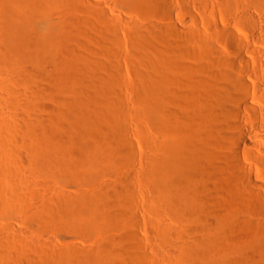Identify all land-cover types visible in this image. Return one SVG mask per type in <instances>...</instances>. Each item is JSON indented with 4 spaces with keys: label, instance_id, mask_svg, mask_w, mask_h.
I'll return each mask as SVG.
<instances>
[{
    "label": "bare ground",
    "instance_id": "1",
    "mask_svg": "<svg viewBox=\"0 0 264 264\" xmlns=\"http://www.w3.org/2000/svg\"><path fill=\"white\" fill-rule=\"evenodd\" d=\"M47 1L48 0H0V102L4 105H7L8 107L15 108V110H16L15 111L16 113L12 114L13 120L12 119L10 120V118H5L4 116L0 119V147H1L0 150L3 148V150L5 152L4 153V152L0 151V155H1V152L6 154L5 155V156H7L6 158L7 159L9 158L8 160H6V162L9 161L10 159H13V158L16 161V158L19 156V152H21V151H19L18 147L24 146L25 149L26 148H28L30 150L33 149V151L42 154L44 157V162H46V164H47L46 165L47 167L58 168V169H60L61 174H72L73 172L77 171V169L78 170L80 169V171H78L79 175H77V176L81 175L82 177L85 176V178H86L88 176L94 175L99 166H101V165L103 166L104 164L106 165L107 163L109 165V163L111 161H113V159L118 161V159H120L121 157H124V155H126V154H127L126 155L127 157H128V155H132V154H128L130 152L129 149L131 148L130 147L128 149V146H130L129 145L130 142L128 141V138H129L128 134H129L130 130L127 129L128 127H126V122H125L126 117L124 116L125 117L124 118L122 116L124 112H122V110L119 106V105H123V104L118 105V103H120L122 100L119 102L118 100H120V99L119 98H118V100L116 99V95H115L116 93L115 92H117V91H115L114 86L117 85V83H118L117 79H116L117 75H115L116 76L115 77L113 75L115 73H113V72L111 73V70H110V68H111L110 64L111 63L108 64L110 61H108V63H107L108 65L106 64L104 66V64H101V61L99 63L94 61L95 58L93 60H91L92 58L89 59L87 56L85 57L83 48L80 47L82 44L80 43L79 39H78V43H77L76 37L79 38V36H77L78 32L76 29H78V28H76L73 25L74 22L73 23L69 22L71 20L68 21V19H66L67 18L66 16H65L66 18L63 16L64 19L59 18L60 16L62 17V15H60V14L57 15L59 17H57V16L55 17V15H54V17H52L51 12L47 8L51 5L50 10L52 11V10H58L59 8H61V6H60V4H59V6L55 4L58 9H55L56 8L55 5H54L55 8L53 9L52 8L53 7L52 6L53 5L52 0H49L48 5H47ZM50 1L52 2L51 4H50ZM55 1H54V3H58L60 0L59 1L55 0ZM62 1H60V2H61V4L62 3L64 4V7H62L63 11L65 10L67 12L68 16H70L69 13L71 14V12H72V10H71L73 8L72 5H74V3L78 2V1L77 0H64L63 2ZM119 1H122V3L124 2L127 5L133 4L134 2L135 3L136 2H145L147 4L151 3L152 5L154 4L159 8L160 15H163L162 16L163 17V19H162L163 23L166 24L168 27H170L172 30H174L175 28L179 29L178 26H177L178 28L176 26H174V22L169 17L170 15L168 13V10L165 9V6L168 7V5H167V3H165L166 5L163 3L164 0H119ZM166 1H168V0H165V2ZM189 1L191 4V7L193 9H201L202 8V10H203L204 8L207 9L209 3L212 0H189ZM215 1H216V3L218 1L219 2L218 4H220L224 7L223 8L221 6L226 11V15H227L228 20H229L225 26L217 28V32L219 34H221L222 36H225V37L232 40L233 46H232V49L230 50V54L222 53L221 51H219L220 49L218 50L217 48H215L214 44H213V46L210 44L212 47L209 46L208 43L210 41L209 42L205 41L206 42V43L204 42L205 46L207 47V49L211 53L216 55L215 57H217L216 58L217 60L216 61L214 60L216 63L212 64V61L211 60L209 61V59L207 58L206 61H208V66H211V69L210 68L209 69H210V71L212 69L213 70L211 72H209L208 76L203 72L205 74V76L201 77V74H200L201 72L199 73L200 76L194 72L196 74L195 75L194 73H191L190 69L186 70L187 68L181 67V65H179L181 63H177V61L175 62L174 58L172 59L171 56L174 55V53L171 54L172 50H170V48L173 46H171V47L169 46L170 43L172 42L169 38L166 37L165 43H166L167 39H169L171 42L169 41V45H167V43H168L167 42L164 45L163 50H162V48L157 47V52H158L157 61H158V63H154L156 61L153 62L152 60H150L151 57L148 58L149 57L148 53L150 50H148L149 49L148 48L147 49L148 53H147L145 51L146 49L144 48L143 53L146 52L147 54L144 53L145 55H144V57L142 55V58H140V55H139L140 61L138 63V66L135 67V69L138 68L137 74H138V78H139L140 89L137 90V92L139 91L138 92L139 96L138 95L137 96L141 98V103H139L140 104L139 106L137 105V108L134 110V112H135L136 116L138 117V119H140V122L141 121L144 122L145 119L149 118V122L151 120L153 126H155L157 128V130L159 131V133L162 135V140L157 142L158 144H156L155 141H152L154 138H152L150 140L147 137L148 141L146 140V142H148V144H150V148L154 152H153V154H150L151 156L149 158L146 159L145 168H144V170L142 169L143 172L140 171V173L142 172L141 173L142 174L141 175L142 180L140 182L143 183L142 185H144L143 187H145V189H148V191L152 192V194L154 195V199H155L154 206H156V208H158V207L164 208V209L168 210L170 214H171V212H175L177 214H180L181 216H182V214L183 215L189 214V215H191L190 217L195 216V218L196 217L201 218V220L204 222L205 233L202 236L198 237V239H196L197 238L196 237L195 238L196 240L193 239V241L191 240V242L185 243L183 247L179 246L182 248L178 251L179 253L177 252L178 256H176L175 253H173L174 254L173 256L180 258V261H181L182 259L185 260V258L189 257V255L192 252L194 253L196 251L200 255H202L201 258H203V257L205 258V264H228L229 260H228V258H226L227 255L224 253V251H225V250H223L224 247L222 248V246H224V243L226 240V238H225L226 235L224 236L225 233H223V235L216 233L215 229H217L216 227L219 225L220 222H224V224H226V226L231 231V233L239 235L241 233V231H243L241 229L245 228L246 225L238 223V222H234L232 220H227L225 218L221 219V217H219V215H220L219 213H218L219 215L214 213V210L217 207V206H215V204H216L215 203L216 202L215 197H216V195L219 197L218 192H219V194H221L220 191H218V189H219L218 186H220V188L221 187L223 188V186L225 185L223 190L225 188L231 189L230 191L228 190L227 192H231V193L236 192L234 194H238V195H241V194L245 195L246 194V195H248V197H249V195H250V197L254 196V195H256L254 197H257L258 192L257 193L255 192L256 189H258V191L262 190L264 192V185H263V181H264V48L261 50H259V49L252 50L249 45H245L243 43V41L231 30V26H232V23L234 25H240L242 23L248 24L254 31L258 32V35H256L253 38V40L261 42V44L264 47V39H262V37H264V19L263 20L257 19V18H261V17H257L255 19L254 18L255 16L253 17L251 14V12L257 11L264 18V0H214V2ZM79 4H80V2H79ZM163 4H164V6H163ZM168 4H170V3H168ZM211 4H212V2L210 3V5ZM144 5H146V4H144ZM154 7L152 6V8H154ZM46 9L50 12V14L47 13ZM169 9H171V8H169ZM68 10L69 11L71 10V11L68 13ZM73 10H74V8H73ZM58 11H59V13H61L60 12L61 9H59ZM66 12H64V13L66 14ZM243 12H244V14H242ZM52 13L54 14L55 11L54 12L52 11ZM260 14H259V16H260ZM157 15L159 16V14H157ZM82 24H83V22H82ZM139 30L140 29H138V27L136 28L135 26L131 30L132 31L131 33H132V35H134V38L141 37L140 34L142 31L140 32ZM194 31H196V30H194ZM198 32H200V31L198 30ZM151 33L150 34L148 33L149 36H151ZM186 33H187V31H186ZM144 34H145V31H144ZM166 34H167V32H166ZM193 34L191 33V35H193ZM196 34H198V33H196ZM161 35H159V36L162 37ZM191 35H190L189 39H191ZM165 36H167V35H165ZM143 37H145V36L143 35ZM156 37L158 38V36H156ZM196 37H197V35H196ZM109 38H110V36H109ZM150 38L151 37H149V39ZM152 39H153V37H152ZM163 39H164V34H163ZM198 39H200V38H198ZM207 39L208 38H206V40ZM107 40L109 41V39H107ZM137 40H135V41L137 42ZM108 41H106V42H108ZM147 41H148V38H147ZM79 43L81 45H79ZM211 43H212V40H211ZM107 44H109V43H107ZM137 45H139V44H137ZM155 45H156V43H155ZM174 47L176 48V46H174ZM173 48H171V49H173ZM178 48L180 49L179 46H178ZM150 49L154 50L155 48H150ZM160 49L162 51H160ZM185 49H187V48H185ZM197 49H199V47H197ZM190 51H192V50H190ZM248 52H250V57L253 60L251 62H249V60L246 59L245 56H243V54H246ZM175 53H178V52H175ZM154 54H155V52H154ZM204 54H205V52H204ZM204 54H203V56H204ZM183 55H184V53H183ZM203 56H202V58H203ZM97 57H98V55H97ZM179 57L182 58L181 54ZM199 58H201V56ZM133 59H135V58H133ZM151 59H153V57ZM204 59H206L205 56H204ZM204 59H202V60H204ZM109 60H110V57H109ZM206 61H202V63L204 62L205 64H207ZM186 62H189V61H186ZM210 62L212 65L209 64ZM195 63L197 64V62H195ZM195 63H192V64L195 65ZM132 64H134V63H132ZM136 64H137V62H136ZM190 64H191V62H190ZM201 64H200V66H201ZM205 64H203V65L206 66ZM185 66H187V65H185ZM188 66H189V64H188ZM132 67H133V65H132ZM190 67H188V68H190ZM195 68H197V67H195ZM198 69H200V68H198ZM209 69H208V71H209ZM203 70H205V69H203ZM112 71H115V70H112ZM170 74H172L174 77L173 78L169 77ZM170 78H172V79H170ZM174 78H176V79H174ZM177 80H183L184 82H188L189 86L192 84V86H190L191 90L190 91L187 90V92L189 91V93L186 94V92H185L184 95L183 94L181 95L182 92L180 93V95L175 94L178 92V90H176L177 92L174 93L173 90L175 89L174 87L176 86L175 85L176 82L178 83ZM179 82H182V81H179ZM119 83L121 84V82H119ZM18 86H20V88L23 87L22 88L23 91H24V88H26L25 90H27V91H25L23 93V91L20 90V88ZM132 88H134V87H132ZM176 88H177V86H176ZM182 88L183 87H181L180 89H182ZM20 91L22 94L20 93ZM59 91H60V93H59ZM63 91L65 92V95H63V97L61 95L60 98H63V99H59L58 98L59 96H57L58 94H56V93H59V95H60V94H62ZM20 94H21V96L23 94H25V97H24V95H23L24 98L20 97ZM2 95H6V96H2ZM47 96H51V97L49 98ZM54 96L57 97L56 100L59 99L61 101L59 102V100H58L59 103H57V105H54V109L52 106V110L50 109V115L48 117H46V116H45L46 118L42 117L41 113H39L40 106H45V105L47 106L48 103L46 104L45 102H43V98H41V97H44V99H47V100H48V98L49 99L52 98V101H53ZM39 98L42 99V100L41 99L39 100V101H41L42 105L40 103H39L40 105L37 103L39 105V107H36V105H37L36 102H39L38 101ZM56 102L57 101H55V103ZM138 102H140V101H138ZM22 106H27L32 111V113H30L31 111L27 108L30 111V112H27L28 114L30 113V118L28 117V114L26 117V116H23L24 114L22 115L20 113L21 111H19V108L20 109L24 108ZM46 106H45V108H46ZM24 109H26V108H24ZM37 109H38V111H37ZM133 109H134V106H133ZM1 110H4V109L2 108ZM6 110H8V108H6ZM11 110H14V109H11ZM42 110L43 109H41L40 112H42ZM45 110L46 111H44V110L43 111L46 113L47 108ZM9 112H11V111H9ZM45 113H44V115H46ZM48 113H49V108H48ZM125 113H126V111H125ZM1 114H2V112H1ZM1 114H0V116H1ZM5 114H3V115H5ZM31 114H32V116H31ZM7 117H9V116H7ZM127 119H129V117ZM129 121H130V119H129ZM128 125H130V124H128ZM49 132L52 133L51 137L48 136ZM51 133H49V135H51ZM142 133L140 136H142ZM145 135H147V133ZM149 135H150V132H149ZM159 137H160V135H159ZM156 138H158V137H156ZM85 139H87V142L89 139V141H91L93 144L91 142L90 143L92 145L90 143L88 144L87 142L84 144ZM145 139H146V137L144 138V140ZM18 142H20V143H18ZM52 146L55 147L57 150L52 151L51 150ZM145 146H147V148H148L147 144ZM30 150H29V152H30ZM128 150H129V152H128ZM148 150L150 151V149H148ZM21 153H20V156L22 155ZM25 154L27 155V153H25ZM35 155L39 156L36 153H35ZM24 157H26V156H24ZM33 157H34V153H33L32 158ZM244 157H246L250 162H252L254 166H255V164H259L262 167V171L260 172V175H261L260 180H255V178H254L255 172H256V171H254V167L248 166V165L242 163V158H244ZM33 159H35V157ZM20 160H22V159H20ZM120 160L122 161L123 159H120ZM24 161H26V160H24ZM32 161H34V160H32ZM1 162L2 161L0 160V163ZM17 163H19V159L17 160ZM20 163H23V162L20 161ZM28 163H29V160H28ZM230 163L232 165H234V167L236 169L230 168L228 166ZM8 164L4 163V164H2V167H0V175H2L3 178H8L10 175L13 177L12 173H14V178H15V174L18 175L19 173H22L18 170V168L20 169V167H21L20 164H19L20 167L17 164L18 166H16V167H18V168L17 169L15 168V170L17 172L15 170H12V168H11V171H13V172H9L10 169H8V167L10 168L11 164L10 165H8ZM6 165H8V166H6ZM27 165L28 164H26V167H27ZM112 165H113V163H112ZM124 165H126V164L124 163ZM143 165H141V166L143 167ZM4 166H6L7 168H4ZM22 166H24V165H22ZM110 166H111V164L109 165V167ZM31 167H33V165H31ZM105 167H108V166L106 165ZM100 168H99V170L101 171V169L103 167L101 169ZM28 169H30V166L28 167ZM58 172H59V170H58ZM97 172H99V171H97ZM29 173H27V174H29ZM124 174L125 173H123V177H125ZM138 175H139V173H138ZM219 175H221V177H223L222 179H224L226 182L223 180L225 182L223 185L218 183V186H217V182H216V184L213 183V185H212V182H215L217 180L218 181L221 180L219 178L220 177ZM19 176L21 177L20 174H19ZM131 176H132V173H131V175H129V177H131ZM133 176H134V174H133ZM23 177H25V175H23ZM217 177H218V179H217ZM138 178H139L138 180H140V177H138ZM215 178L217 180H215ZM16 179H15V181H16ZM23 179H26V178H23ZM82 179H84V178H82ZM88 179H90V178H88ZM127 179H128V177H127ZM129 179L131 180L132 178H129ZM125 180H126V178H125ZM17 181H18V183L20 182L18 179H17ZM1 182H0V184H1ZM119 182H121V180ZM119 182H118V184H119L118 187H116L117 185L115 186L116 188L111 187L110 188L111 190L107 189L105 192L103 191L104 193L103 192L102 193H95V190L93 189L94 193L91 195H89L90 194L89 193L88 195L85 194V195L81 196L80 194H83V193H80L79 196L76 195L73 197H66L65 195L59 196V197L57 196V198H56L57 203L55 202L56 205L54 204V206H56L55 210H49V206L51 204L49 206H46V203H43L45 205L42 204V206L38 207V208H41L40 209L41 212L40 211H38V212H40V214L45 213V212L46 213L51 212V215H52V211H55V213H58V214H59V212H61V213L63 212V214H64V213H67L70 211L73 212V210H76L75 212H77L78 210L79 211L80 210L86 211L87 209H89L95 215H98V211H100L99 208H101L102 211L108 212L110 215L111 214L115 215L119 209L120 203L118 201H120V198H122V196L124 197V195L127 194V189H126L127 187L124 186V184H123L124 180H122V183H119ZM127 182H128V180H127ZM5 183H4V185H5ZM21 183L18 185L14 184L16 186V187L14 186V188H16V190H17V188H19V186H21ZM133 183H135V182H133ZM133 183H132V186H133ZM221 183H223L222 180H221ZM2 184H3V182H2ZM214 185H216V186H214ZM10 186L11 185H9V187ZM2 189L3 188H1L0 190H2ZM112 189H114V190H112ZM11 190L12 189H10L9 191H11ZM12 191H14V190H12ZM20 191H21V189H20ZM89 191L90 190H88V192ZM144 191H146V190H144ZM224 191H222V192L224 193ZM4 193H5V191H4ZM223 193H222V195L225 196L226 193L225 194H223ZM10 194H12V193H10ZM67 195H69V194H67ZM238 195L236 197H238ZM6 196H4V197L6 198ZM259 196H260V194H259ZM14 197H11V198H14ZM230 197H231V195H230ZM240 197H242V196H240ZM258 198L261 199L262 197L260 196ZM19 199H17V200H19ZM127 199H126V201H127ZM219 199H221V197H219ZM223 199H224V197H223ZM226 199H228V197H226ZM233 200H234V198H233ZM263 200H262V202L264 204ZM252 201H254V200H252ZM225 202H228V201H225ZM239 203H241V202H239ZM20 204H22V203H20ZM14 205H15L14 203L12 205L11 201H9V202L8 201H3V202L0 201V206L2 208V211L5 212L3 210V209H5L7 213L10 212L9 215L11 214V216H13L12 214L14 213L13 212L14 209L17 208ZM123 205H125V202ZM226 205H227V203H226ZM17 206H18V209H17V211H18V210H20L19 209L20 205L17 204ZM149 206H151V204ZM229 206H230V204H229ZM233 206L235 207V205H233ZM26 207H27V205H26ZM24 208L25 207H23V209ZM124 208H123V210H124ZM226 208H227V206H226ZM223 209H225V208H223ZM31 210H32V208H31ZM221 210L222 209H220V211ZM236 210H238V209L236 208ZM220 211H218V212H220ZM18 212H20V211H18ZM78 212H77V214H78ZM151 212H152V210H151ZM161 212H162V209H161ZM241 212H243V211H241ZM100 213H102V212H100ZM120 214H123V213L120 212L119 215ZM0 215L2 216V214H0ZM9 215H7V216H9ZM16 215L18 216V213ZM16 215L14 213V216H16ZM46 215L48 216V214H46ZM72 215L73 214H71V216ZM74 215H75V213H74ZM159 215H160V212H159ZM173 215H175V214H173ZM4 216L7 217L6 215H4ZM11 216H9V218ZM33 216L35 217V215H33ZM58 217H60V216H58ZM160 217H162V216H160ZM50 218H52V217H50ZM65 218H64V220H66ZM74 218H76V215ZM77 218L81 219V217H77ZM122 218H124V217H122ZM176 218H177V216H176ZM38 219H40V218H38ZM90 219H91V217H90ZM165 219H167V218H165ZM165 219H164V221L163 220H159V221L165 222ZM170 219H172V218H170ZM255 219L257 220V218H255ZM260 219L261 218L259 217V221H260ZM50 220H52V219H50ZM60 220L62 221L61 218L59 219V221ZM83 220H82V222H83ZM116 220H117V218H116ZM240 220H241V218H240ZM67 221H68V219H67ZM85 221H86V219H85ZM157 221H158V219H157ZM159 221H158V224H160ZM173 221H171V222H173ZM175 221L177 222L176 219H175ZM189 221H191V220H189ZM250 221H252V220L250 219ZM31 222H32V220H31ZM43 222H45V221H43ZM93 222L91 224L89 222L88 224H90V225H88V227L86 225L87 223L85 225H83V224H81V225L85 226V228L87 227L89 229V230L88 229L87 230L89 232H91L92 230L90 231V228L94 229ZM163 222H161V223H163ZM239 222H241V221H239ZM79 223H81V221ZM95 223H96V221H95ZM97 223H99V222H97ZM102 223H103V221H102ZM242 223H244V222H242ZM246 223L248 224L247 220H246ZM163 224L165 225L166 222ZM177 224H180V222ZM197 224H199V223H197ZM254 224L255 223H253V225ZM256 224H255V226H256ZM77 225L81 226L80 224H77ZM92 225H93V227H92ZM115 225L116 224H114V226ZM174 225H175V223H174ZM170 226H172V224H170ZM159 227L161 228V226H159ZM222 227L224 229V226H222ZM172 228H174V230H175L174 226ZM80 229H81V227H80ZM82 229L84 231V227ZM154 229H156V228H154ZM169 230H170V228H169ZM219 230H222V229L219 228ZM163 231H165V230H163ZM226 231L228 233L227 229H226ZM170 233L174 234L173 231H170ZM231 233H228V234H231ZM262 233H264V232H262ZM162 234L164 235V237L162 235L164 242L168 243V245L170 244V249H171V246L173 245L170 241L171 236H169L171 234L166 233V232H164ZM18 235L20 237V234H18ZM186 235H187V233H186ZM5 237H6V235H5ZM172 238H171V240H172ZM174 238H176V237H174ZM15 239H16V237H15ZM18 239H20V238H18ZM23 239L26 240V237H23ZM187 239H188V237H187ZM240 240H242V239H240ZM17 241L18 240H16V242ZM8 242H6V244L11 243L12 245H14V243L12 241H10L9 243ZM26 242H28V241H26ZM174 242L178 243L181 241L177 240ZM183 242H184V240H183ZM177 243L175 246H177ZM3 244H5V243H3ZM12 245H10V244L7 246L5 245L6 247L1 245L5 249V250L3 249L4 251L2 250L4 252L3 254L0 251L1 252L0 254H2V256L0 255V257H1L0 260L2 259L1 261L3 262V264L6 262V260L11 255L13 257L12 253H14L15 251H14ZM261 245L263 247L257 246L254 250H255V253H257L258 252L257 250H259V252H261L260 254L264 255V244H261ZM14 247H15V245H14ZM35 247H37V246H35ZM104 247H105V245H104ZM106 247H108V246H106ZM179 247H177L176 249L178 250ZM85 248H87V247H85ZM166 248H167V246H166ZM172 248H174V247L172 246ZM93 249H95V248H93ZM114 251H115V249H114ZM16 252H17V250H16ZM63 252H64L63 255L60 257L61 258L60 260H62V264H69V262L70 261L72 262V260H73L72 264L74 262L76 264L77 261H78L77 262L78 264H81L79 261L83 260V259H93L92 261L94 262L97 260H103L102 258H104L105 256L108 255L107 254L108 251L103 250V248H100L98 250L95 249V250H89V251L86 250L84 252H79V250L76 247L71 246V247L63 250ZM163 252H165V251H163ZM252 252H253V250H252ZM18 253L21 254V251L19 250ZM61 253H62V251H61ZM167 254H168V252H167ZM246 254H247V252H246ZM246 254H244L245 257H246ZM16 255L17 254H15L14 257H17L18 260H17V258H16V260L19 261V259H20L19 257H21V256L18 257ZM135 255L136 254L130 255V256L135 257ZM138 255H140V253L137 254V256ZM171 255H172V253L167 257H172ZM194 255L196 256L198 254H194ZM244 255H243V257H244ZM48 256L49 255L45 256V260H46V257H48ZM134 257H133V260H136V259H134ZM247 257L251 258L252 256H250V257L247 256ZM41 259H43V258H41ZM130 259H131V257H130ZM176 259L173 258V260H176ZM138 260H140V259H137V261ZM7 261L10 262V263L8 262L9 264H11V261H12V264L14 263L12 258H11V261L10 260H7ZM21 261H22V259H21ZM21 261H20L21 264L24 263L23 261L22 262ZM51 261H52V259H51ZM177 261L179 262V259H177ZM240 261H242V260H239L238 258H236V259L231 260L230 262H232L233 264H241L242 262L240 263ZM2 262L0 264H2ZM60 262H59V264H60ZM25 263H26V260H25ZM30 264H33V261H32V263L30 262ZM43 264H45V262ZM249 264H252V263L250 262Z\"/></svg>",
    "mask_w": 264,
    "mask_h": 264
},
{
    "label": "rangeland",
    "instance_id": "2",
    "mask_svg": "<svg viewBox=\"0 0 264 264\" xmlns=\"http://www.w3.org/2000/svg\"><path fill=\"white\" fill-rule=\"evenodd\" d=\"M54 1L55 0H52V2H53L52 8L54 9L56 7L55 9H58L56 5L59 6V4H60L61 8H59V9H61V11H60L61 13H59V11H58L59 9H58V10H52L53 12L55 11V13L53 14L52 11L50 10L51 5L47 9H49V11L51 12L52 17H54V15L56 17L57 15L60 14V15H62V17L66 16L67 18L66 17L65 18L68 19V21L71 20L69 22H71V23L74 22L73 25L76 28H78V29H76L78 32L77 36H79V38L76 37L77 43H78V39H79L80 43L82 44L81 45L79 43V45H81L80 47L83 48L85 57L87 56L89 59L92 58L91 60H93L95 58L94 61H96L98 63L101 61V64H104V66L108 63V61H110L108 64L111 63L110 64L111 73L112 72L115 73V74H113L114 76L117 75L116 79H117L118 83H117V85L114 86L115 91H117V92H115L116 93L115 94L116 99L118 100V98H119L120 99V100H118L119 102L122 100L120 103H118V105L123 104V105H119V106H120L122 112H124L122 116L126 117V118L124 117L125 122H126V127H128L127 129H129L131 131V132L129 131V134H128V136H129L128 141L130 143L128 141L127 142L130 145V146H128V149L130 147L132 148V149L131 148L129 149L130 152L128 150V152H129L128 154H132V155H128V157L126 156L127 154L124 155V157L120 158V159H123L122 161L120 159H118V161L113 159V161H111L109 163V165L111 164V166H110L111 168L109 167L108 163L106 164L108 167H105L106 166L105 164L103 166L102 165L99 166L97 169V171H99V172L96 171L97 174L95 173L92 176H88V177H86L87 178L86 179L85 176H83V177L81 175L77 176V175H79L78 171H80V169L79 170L77 169V171L73 172L72 174H61L60 169L47 167L46 166L47 164H46V162H44V157L42 154L33 151V149L30 150V149L26 148L27 149L26 150L24 148V146L18 147L19 151L22 152V153L19 152V156H18L19 158L17 157L19 159V163H17V160H18L17 158H16V161L13 158L14 160L10 159L9 161L6 162V160H8L9 158L8 159L6 158L7 156H5L6 154H4L5 152L2 148L0 151H2L4 153L1 152V155H0V160L2 161L0 163V167H2V164H4V163H6V164L9 163L8 165L11 164L10 168L8 167V169H10L9 172H13V171H11V168H12V170H15V168L16 169L18 168L16 166H18L20 164L22 168L19 165L20 169L18 168V170L22 173H19L21 175V177L19 176V174L18 175L15 174V178H14V173H12L13 177L10 175L8 178H3L2 175H0V182L1 181L3 182V184H2V182L0 184V189L3 188L2 190H0V193H1L0 194V201L1 202L11 201L12 205L14 203L15 204L14 206L17 207L16 209H14L13 212L15 213V215L18 213V216L16 215L18 218L16 216H14V213L12 211L11 212L13 213L12 214L13 216H11V214L9 215L10 212L7 213L5 209H3L5 211V212H3L2 208L0 206V208H1L0 214H2V216L0 215V251L3 254L4 253L3 251L5 250L4 247H6L9 244L12 245L11 243H9L10 241H12L15 245V247H14V245H12L15 252L13 251L14 252V253H12L13 257L11 255L7 260L11 261V258H12V260L15 264H17V263L19 264L21 259L24 262L22 264H30V262L32 263V261H33V264H43L44 262H45V264H50V263L51 264L52 263L53 264H56V263L59 264L60 261H61L60 264H62V260H60L61 259L60 257L64 253L63 250H65L66 248H69L71 246L76 247L79 250V252H84L86 250L87 251L95 250V249L98 250L100 248H103V250L108 251V253H107L108 257L105 256L104 258H102L103 260H97V261L93 262L92 261L93 259H83L84 261L83 260L79 261L81 264H139V263L140 264H176L178 262L177 259H179V262L177 264H183V263L184 264H191V263L192 264H205V258L204 257L201 258L202 255H200L196 251L194 253L192 252L193 254L191 253L189 255V257L185 258V260L182 259L181 261H180V258L173 256L174 255L173 253H175V255L178 256L177 255L179 253L178 251L184 246L185 243H187V242L189 243V242H191V240L193 241V239L196 240V239H198V237L202 236L205 233L204 222L201 220V218H198V217L195 218V216L190 217L191 215H189V214H187V215L182 214V216H181L180 214H177L175 212H171V214H170L169 211L164 209V208H159V207L156 208V206H154V201H155L154 195L152 194V192L148 191V189H145V187H143L144 185H142L143 183L140 182L142 180L141 179V175H142L141 173L143 172L142 169L144 170V168H145V161L147 158H149L151 156L150 154H153V152H154L150 148V144H148V142H146V140L148 141V138L150 140L152 138H154L152 141H155L156 144H158L157 142L162 140V135L159 133L157 128L155 126H153L151 120L149 122V118L145 119L144 122H142V121L140 122V119H138V117L136 116V114L134 112V110L137 108V105L139 106L140 105L139 103H141V98L138 97L139 91L137 92V90L140 89L139 78H138V74H137L138 68L135 69V67L138 66V63L140 61V58H142V55L144 57V55L148 53V50H150L149 53L151 52L152 54L148 53L149 57L147 55L146 56L148 58L153 57V59L150 58V60H152L153 62L156 61L154 63H158V61H157V58H158L157 57V54H158L157 47L158 48L160 47L163 50L164 45L167 42H168L167 45H169V41L171 40L172 42L170 41L171 43L169 46L170 47L176 46V48L171 47L173 49H171L169 47L170 50H172L171 54L174 53V55H172L171 57H172V59L174 58L175 62L177 61V63H181L179 65H181V67L187 68L186 70L190 69L191 73L195 72L199 76L201 74V77L202 76L204 77L205 74L208 76L209 72H211L213 69L210 71L211 66H208V61H206V60L208 58L209 61L210 60L212 61V64H215L217 57H215L216 55H214L213 53H211L207 49V47L205 46V43L210 41L208 43L209 46H211V45L213 46V44H214L215 48H217L218 50L220 49L219 51H221L222 53H225V54H230V50L232 49V46H233V42L231 39H229L225 36H222L221 34H219L217 32V28L225 26L227 24V22L229 21L227 15H226V11L223 9L224 7L220 4H218L219 3L218 1H217V3H216V1L214 2V0L211 1L212 2L211 5H210L211 2L209 3L207 9L204 8L205 10L204 9L202 10V8L201 9H193L191 7L189 0H168L166 2L164 0L163 3L164 4L167 3V5H168V7L165 6V9L168 10V13L170 15V16L169 15L168 16L174 22V26L179 27V29L175 28L174 30H172L170 27H168L166 24L163 23V20H162L163 15H160L159 8L154 4L152 5L151 3L147 4L145 2H136V3L134 2L133 4L127 5L124 2H123L124 3L123 4L122 1H119V0H80V1L77 0L78 2H75L74 5H72L74 10H73V8L71 9L72 10L71 14L69 13L71 10L70 11L68 10V13L70 15V16H68L67 12L65 10L63 11L62 7H64V4L63 3L61 4V2H60L62 0H60V1L58 0L60 3L59 2L54 3ZM52 2L50 1V4ZM79 2H80V4H79ZM168 3H170V4H168ZM48 4H49V0L47 1V5ZM144 4H146V5H144ZM164 4H163V6H164ZM54 5H55V7H54ZM152 6L153 7L155 6V7L152 8ZM169 8H171V9H169ZM47 9H46L47 13L50 14V12ZM64 12H66V14ZM157 14H159V16ZM242 14H244V12ZM251 14L253 17L255 16L254 17L255 19L257 17H261V18H257L258 20L264 19L262 17V15L257 11L251 12ZM259 14H260V16H259ZM57 17H59V16H57ZM62 17L60 16L59 18L64 19V17L63 18ZM82 22L84 25L82 24ZM134 26L136 28L138 27V29H140L139 30L140 32L142 31L140 34V36L142 38L141 37L134 38V35H132V33H131L132 32L131 30L134 28ZM143 30L145 31V34H144ZM194 30H196V31H194ZM198 30L200 32H198ZM231 30L243 41V43L245 45H249L252 50H254V49L261 50L264 48L263 45L261 44V42L253 40V38L256 35H258V32L254 31L248 24L242 23L240 25H234L232 23ZM186 31H187V33L188 32L189 33L187 34ZM166 32H167V34H166ZM148 33L149 34L151 33V36H149ZM157 33L159 35L162 34L161 35L162 37H160ZM191 33L192 34L194 33V34L191 35ZM196 33H198V34H196ZM142 34L145 37H143ZM163 34H164V39H163ZM195 34L197 35V37ZM147 35L151 38L149 39V37ZM165 35H167V36H165ZM190 35H191V39H189ZM109 36H110V38H109ZM156 36H158V38ZM204 36L208 39L206 40V38ZM152 37H153V39H152ZM166 37L169 38L170 40L167 39V41L165 43ZM106 38L109 39V41ZM147 38H148V41H147ZM198 38H200V39H198ZM262 39H264V37H262ZM135 40H137V42ZM211 40H212V43H211ZM106 41H108V42H106ZM154 42L156 43V45ZM107 43H109L110 45ZM137 44H139V45H137ZM178 46L180 47V49L178 48ZM196 46L199 47V49H197ZM144 48L146 49L145 51L147 52V53L144 52L145 54L143 53ZM150 48H155V49L153 50ZM185 48H187V49H185ZM162 50L160 49V51H162ZM190 50H192V51H190ZM153 51L155 52V54ZM175 52H178V53H175ZM204 52H205V54H204ZM183 53H184V55H183ZM202 53L204 54L206 59H204V56ZM180 54H181L182 58L179 57ZM97 55H98V57H97ZM139 55H140V58H139ZM198 56L199 57L201 56V58H199ZM202 56H203V58H202ZM243 56H245V58L248 59L249 62L253 61L250 57V52L243 54ZM109 57H110V60H109ZM133 58H135V59H133ZM202 59H204V60H202ZM186 61H189V62H186ZM202 61H206L207 64H205L204 62L202 63ZM136 62H137V64H136ZM190 62H191V64H190ZM195 62H197V64ZM132 63H134L135 65ZM192 63H195V65H193ZM199 63L200 64L202 63L201 66ZM188 64H189V66H188ZM203 64H205L206 66H204ZM209 64H211V62ZM132 65L134 68L132 67ZM185 65H187L188 67H190V66L191 67L188 68ZM195 67H197V68H195ZM198 68H200V69H198ZM203 69H205V70H203ZM208 69H209V71H208ZM112 70H115V71H112ZM169 77L173 78L174 76L172 74H170ZM172 78H170V79H172ZM174 79H176V78H174ZM177 81H178V83L176 82V84H175L177 86V88H176V86L174 87L175 88L173 90L174 93L177 92L176 90H178V92L175 94H178V95H180L181 92H182L181 95L182 94L184 95L185 92H186V94L189 93V91L191 90L190 86H192V84L190 83L191 85L189 86L188 82H184L183 80H177ZM179 81H182V82H179ZM119 82H121V84ZM18 87L20 88V86H18ZM132 87H134V88H132ZM181 87H183V88L180 89ZM22 88H20V90L23 91ZM25 89L26 88H24L23 93L25 91H27ZM187 90H189V91L187 92ZM20 93H21V91H20ZM59 93H60V91H59ZM59 93H56V94H58L57 96H59L58 98L63 99V98H60V96L62 95V97H63V95H65V92L63 91L62 94H60V95H59ZM21 94H20V97H23V95L25 97L26 93L23 94L22 96H21ZM2 96H6V95H2ZM47 97L50 98L51 96H47ZM41 98H43V102H45L46 104L48 103L47 106L45 105L47 108V112L46 113L44 112V111H46L45 106H40L39 113H41L42 117H45V116L48 117L50 115V109L52 110V106L54 109V105H57V103H59L61 100H59V99L56 100L57 97H55V96L53 97V101H52V98L51 99L48 98V100L44 99V97H41ZM41 98H39L38 101ZM58 100H59V102H58ZM55 101H57V102L55 103ZM138 101H140V102H138ZM37 103L41 104V101L36 102V104ZM1 104H0V114H1V112H2V114L0 116V119L4 116L5 118H10V120H11L13 118L12 114L16 113L15 108L8 107L7 105H4V104L1 105ZM37 105H36V107H39V105L38 106ZM133 106H134V109H133ZM22 107H24L26 109L23 108L24 109L23 110L21 108L22 109L21 110L19 108V111H21L20 113L22 115L24 114L23 116L27 117V114H28L27 112H30L31 110L27 106H22ZM2 108L4 110H1ZM6 108H8V110L11 112L6 110ZM48 108H49V113H48ZM11 109H14V110H11ZM41 109H43L44 111L42 110V112H40ZM37 111H38V109H37ZM125 111H126V113H125ZM30 113H32V111ZM30 113L28 114L29 118H30ZM44 113L46 115H44ZM3 114H5V115H3ZM7 116H9V117H7ZM31 116H32V114H31ZM128 117H129L130 121H129V119H127ZM128 124H130V125H128ZM148 131L150 132V135H149ZM49 133H51V132H49ZM49 133H48V136L51 137L52 133H51V135H49ZM141 133H142V136H140ZM146 133H147V135H145ZM159 135H160V137H159ZM145 137H146V139L144 140ZM156 137H158V138H156ZM86 142H87V139H85L84 144ZM90 142L91 141H89V139H88L87 143L89 144ZM18 143H20V142H18ZM146 144L148 145V148H147V146H145ZM148 149H150V151ZM29 150H30V152L32 151L31 152L32 154L29 152ZM51 150L55 151L57 149L52 146ZM20 153L23 155V156L21 155L23 158L20 156ZM25 153H27L28 156ZM33 153H34L35 159H33L34 157L32 158ZM35 153L39 156H36ZM24 156H26V157H24ZM20 159H22V160H20ZM24 160H26V161H24ZM28 160H29V163H28ZM32 160H34V161H32ZM20 161H22L23 163L25 162V163L24 164L20 163ZM112 163H113V165H112ZM124 163L126 165H124ZM242 163H244L248 166L254 167V171H256L254 178H255V180H260V176H261L260 172L262 171V167L259 164H255V166H254L253 163L250 162L246 157L242 158ZM26 164H28L30 166V169H28V167H29L28 165L26 167ZM8 165H6V166H8ZM22 165H24V166H22ZM31 165H33V167H31ZM141 165H143V167ZM6 166H4V168H7ZM228 166L230 168L236 169L234 167V165H232L231 163ZM100 167L101 168L103 167V168L101 169ZM99 168L101 169V171L99 170ZM58 170H59V172H58ZM140 171H142V172L140 173ZM27 173H29V174H27ZM123 173H125L124 174L125 177H123ZM131 173H132V176L129 177V175H131ZM138 173H139V175H138ZM133 174H134V176H133ZM23 175H25V177H23ZM126 176L128 177V179ZM219 176L218 177L222 180L223 183H221V180L218 181L217 180L218 177H217V179L215 178V180H217V181L212 182V185H213V183L216 184V182H217V186H218V183L223 185L226 182L224 179H222L223 177H221V175H219ZM138 177H140V180H138L139 179ZM16 178L20 181L19 183H18ZM23 178H26L27 180L23 179ZM82 178H84V179H82ZM88 178H90V179H88ZM125 178H126V180H125ZM129 178H132L133 180L132 179L130 180ZM15 179H16V181H15ZM120 180H121V182H119ZM122 180H124V182H123L124 186L127 187L126 188L127 194L124 195V197L122 196V198L119 197L120 198V201H118L120 203L119 209H118L117 213L115 212L116 213L115 215L113 214L114 216L112 214L110 215L108 212L102 211L101 208H99L100 211H98V215H95L89 209H87L86 211L85 210L84 211L78 210L80 212L79 213L77 211L78 214H77V212H75L76 210H73V212L70 211V212H67L64 214H63V212L62 213L59 212V214H58V213H55V211H52V215H51V212H47V213L45 212V213L40 214L41 208H38V207L42 206L43 203H46V206H49L51 204L49 206V210H55L56 209V206H54V204L56 205V203H57L56 202L57 196L59 197V196L65 195L66 197H73L76 195L79 196L80 193H83V194H80L81 196L85 195V194L88 195L89 193H90L89 195H91L94 193V190H95V193H102L103 191L105 192L107 189H110L111 187L112 188L118 187V185H119L118 182L122 183ZM127 180H128V182H127ZM132 181L135 183H133ZM16 182L18 184H20L22 182L25 186L21 183V186H19V188H17V190H16V188H14V186H15L14 184H17ZM4 183L7 187L4 185ZM132 183H133V186H132ZM9 185H11V186L9 187ZM263 185H264V181H263ZM214 186H216V185H214ZM218 187L220 189V190L218 189V191H220V193H221V194H219V192H218V195H219V197H221V199H219V197L216 195V197H215L216 198L215 199L216 204L215 203L214 204L217 207L215 208L214 213L217 215L220 214L219 217H221V219L225 218L227 220H232L234 222H238V223L246 225L245 228L241 229L243 231H241V233L239 235L231 233V231L228 229L226 224H224V222H220L219 225L216 227L217 229H215L216 233L222 234V235H223V233H225L224 236L226 235L225 236V238H226L225 243L226 244L224 243V246H222V248L224 247L223 248V250H225L224 253L227 255L226 258H228V260H229V261L227 260L228 264H233L232 263L233 261L232 262H230V261L233 259H236V258H238L239 260H242V261H240V263L242 262L243 264H245V263L249 264L250 262L252 264H254V263L255 264H260V263L263 264L264 263V255L260 254L261 252H259V250H257L259 253L258 252L255 253L254 249L257 246L263 247L261 244H264V238H263L264 233H262V232H264V204L262 202V200L264 199V192L262 190L261 191L259 190L260 191L259 192L258 189H256L257 191L255 190V192L256 193L258 192L257 193L258 196L254 197V196H256V195H254V196L250 197V195H249V197H248V195H246V194L245 195H242V194L238 195V194H234L236 192H232V193L227 192L228 190L230 191L231 189L225 188L224 189L225 191H224L223 188L225 187V185L223 186V188L221 187L222 189L220 188V186H218ZM10 189H12L14 191H12V190L9 191ZM20 189H21V191H20ZM88 190H90L91 192L90 191L88 192ZM112 190H114V189H112ZM144 190H146V191H144ZM4 191H5V193H4ZM222 191H224V193ZM10 193H12V194H10ZM222 193L223 194L226 193L227 195L225 194V196H224V195H222ZM67 194H69V195H67ZM259 194L263 198V199L261 198L262 200L258 198V197H260ZM230 195H231V197H230ZM237 195H238V197H236ZM4 196H6V198ZM240 196H242V197H240ZM11 197H14V198H11ZM223 197H224V199H223ZM226 197H228V199H226ZM233 198H234V200H233ZM17 199H19V200H17ZM126 199H127V201H126ZM252 200H254V201H252ZM225 201H228V202H225ZM124 202H125V205H123ZM239 202H241V203H239ZM16 203L18 205H20V207H21V208L19 207L20 210H18L20 212L17 211L18 206ZM20 203H22L23 205ZM226 203H227V205H226ZM228 203L230 204V206ZM150 204H151V206H149ZM26 205L28 208L26 207ZM43 205H45V204H43ZM233 205H235V207ZM226 206H227V208H226ZM23 207H25L26 209L25 208L23 209ZM149 207L150 208L152 207V208L150 209ZM31 208H32V210H31ZM123 208L125 211L123 210ZM223 208H225V209H223ZM236 208L238 210H236ZM161 209H162V212H161ZM220 209H222V210L220 211ZM25 210L26 211L28 210V211L26 212ZM151 210H152V212H151ZM38 211H40V212H38ZM218 211H220V212H218ZM241 211H243V212H241ZM100 212H102V213H100ZM120 212H122L123 214L119 215ZM159 212H160V215H159ZM74 213L76 215V218H74L75 217ZM46 214H48L49 217ZM71 214H73L72 215L73 217L71 216ZM173 214H175V215H173ZM4 215H6V216L9 215L11 217L10 218H9V216L5 217ZM33 215H35V217ZM58 216H60V217H58ZM160 216H162V217H160ZM176 216L178 219L176 218ZM37 217L40 219H38ZM50 217H52V218H50ZM63 217L66 220H64ZM77 217H81V219H79ZM90 217H91V219H90ZM122 217H124V218H122ZM259 217L261 218L260 221H259ZM49 218L52 220H50ZM60 218L62 219V221L61 220L59 221ZM116 218H117V220H116ZM165 218H167V219H165ZM170 218H172V219H170ZM240 218H241V220H240ZM255 218H257V220ZM67 219H68V221H67ZM85 219H86V221H85ZM157 219H158V221L159 220L164 221V219H165L166 224L164 225L163 223H165V222H163V221H161L163 223H161L159 221L160 224H158ZM175 219L177 220V222L175 221ZM250 219L252 221H250ZM31 220H32V222H31ZM82 220H83V222H82ZM170 220L171 221L174 220V221L171 222ZM189 220H191V221H189ZM246 220H247L248 224L246 223ZM43 221H45V222H43ZM80 221H81V223H79ZM95 221H96V223H95ZM102 221H103V223H102ZM239 221H241V222H239ZM89 222H90V224L93 222V225H94V229L90 228V231L92 230L91 232H89L88 231L89 229L87 228L88 225H90V224H88ZM97 222H99L100 224ZM179 222H180V224H177ZM242 222H244V223H242ZM252 222L255 224L257 223L256 226H255V224L253 225ZM174 223H175V225H174ZM197 223H199V224H197ZM77 224H80V225L86 224L87 227L85 228V226H83V225L79 226ZM114 224H116V225L114 226ZM170 224H172V226H170ZM93 225H92V227H93ZM82 226L84 227V231L82 229L83 228ZM159 226H161L162 229ZM173 226L175 227V230H174V228H172ZM222 226H224V229ZM80 227H81V229H80ZM168 227L170 228V230ZM154 228H156V229H154ZM219 228L222 230H219ZM225 228L228 230V233H231V234H228ZM163 230H165V231H163ZM170 231H173L174 234L170 233ZM164 232L171 234V235H169V234L168 235L171 236L170 241L173 244L172 246L174 248H172V246H171V249H170V244L168 245V243L164 242V240L162 238V235H163L162 233H164ZM186 233H187V235H186ZM18 234H20V237ZM5 235H6V237H5ZM15 237H16V239H15ZM23 237H26V240H24L25 238L23 239ZM163 237H164V235H163ZM174 237H176V238H174ZM187 237H188V239H187ZM18 238H20L21 240ZM171 238H172V240H171ZM240 239H242V240H240ZM4 240L6 242L9 241L8 242L9 244H6V242ZM16 240H18V241L16 242ZM177 240L181 241V242H178V243L174 242ZM183 240H184V242H183ZM26 241H28V242H26ZM3 243H5V244H3ZM176 243H177V246H175ZM1 245L4 247H2ZM104 245H105V247L106 246H108V247L105 248ZM35 246H37V247H35ZM166 246H167V248H166ZM179 246H182V247H179ZM85 247H87V248H85ZM177 247H179L178 250L176 249ZM93 248H95V249H93ZM114 249H115V251H114ZM16 250H17V252H16ZM19 250L21 251V254L18 253ZM252 250H253V252H252ZM61 251H62V253H61ZM163 251H165V252H163ZM166 251L168 252V254ZM246 252L248 255L246 254ZM139 253H140V255L137 256V254H139ZM171 253H172V255H171L172 257H167ZM2 254H0V255L2 256ZM15 254H17L16 256H18V257L21 256V257H19L20 258L19 261H17L18 260L17 257H14ZM129 254L130 255L136 254L135 255L136 258L134 256H130ZM194 254H198V255L195 256ZM244 254H246V257ZM47 255H49V256L46 257V260H45V256H47ZM243 255H244V257H243ZM247 256H249V257L252 256V257L248 258ZM130 257H131V259H130ZM133 257L136 260H133ZM16 258H17V260H16ZM41 258H43V259H41ZM173 258L174 259L177 258V259L173 260ZM51 259H52V261H51ZM137 259H140V260L137 261ZM7 260L4 264L10 263ZM25 260H26V263H25ZM245 260L246 261L248 260V261L246 262ZM70 262H69V264H72L73 260L71 263ZM77 262H76V264H78ZM2 264H3V262H2ZM11 264H12V261H11ZM73 264H75V262Z\"/></svg>",
    "mask_w": 264,
    "mask_h": 264
}]
</instances>
